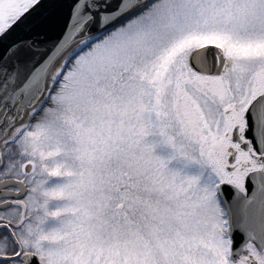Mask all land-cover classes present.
Segmentation results:
<instances>
[{"label": "snow or ice", "instance_id": "6c2138e0", "mask_svg": "<svg viewBox=\"0 0 264 264\" xmlns=\"http://www.w3.org/2000/svg\"><path fill=\"white\" fill-rule=\"evenodd\" d=\"M0 264H264V0H0Z\"/></svg>", "mask_w": 264, "mask_h": 264}]
</instances>
